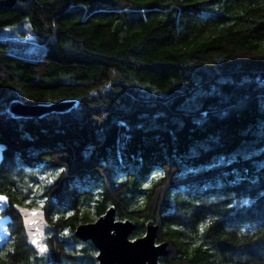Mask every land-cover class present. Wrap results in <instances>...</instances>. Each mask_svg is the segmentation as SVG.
<instances>
[{
	"label": "trees",
	"instance_id": "trees-1",
	"mask_svg": "<svg viewBox=\"0 0 264 264\" xmlns=\"http://www.w3.org/2000/svg\"><path fill=\"white\" fill-rule=\"evenodd\" d=\"M0 193V264H99L75 230L111 206L133 238L159 225L164 264H264V0L0 6ZM17 203L45 209V251Z\"/></svg>",
	"mask_w": 264,
	"mask_h": 264
},
{
	"label": "water",
	"instance_id": "water-1",
	"mask_svg": "<svg viewBox=\"0 0 264 264\" xmlns=\"http://www.w3.org/2000/svg\"><path fill=\"white\" fill-rule=\"evenodd\" d=\"M17 0H0V6H11ZM71 100H57L52 103L27 104L16 100L10 110L16 115L38 116L51 111H63L72 106ZM24 229L32 244L46 248L50 222L42 207L15 204ZM137 224L131 219H117L116 209L111 206L94 221L81 222L75 235L83 240H91L98 249L99 264H164L160 256L169 254L168 241L158 242L159 225L154 220L146 223V232L130 238ZM35 241V243L33 242Z\"/></svg>",
	"mask_w": 264,
	"mask_h": 264
},
{
	"label": "rangeland",
	"instance_id": "rangeland-1",
	"mask_svg": "<svg viewBox=\"0 0 264 264\" xmlns=\"http://www.w3.org/2000/svg\"><path fill=\"white\" fill-rule=\"evenodd\" d=\"M21 23H14L12 25H9L8 27H11L12 29L14 27L20 26ZM0 197H5L6 202L0 201V243L3 241V239L8 235V227H7V222L9 221L10 217L9 215H5L1 213V210H3L7 205H8V199L5 195L0 193ZM133 234L130 235V238L133 239L132 237ZM159 242V241H158Z\"/></svg>",
	"mask_w": 264,
	"mask_h": 264
},
{
	"label": "snow or ice",
	"instance_id": "snow-or-ice-1",
	"mask_svg": "<svg viewBox=\"0 0 264 264\" xmlns=\"http://www.w3.org/2000/svg\"><path fill=\"white\" fill-rule=\"evenodd\" d=\"M60 171H63V169H61ZM0 201L6 202V198L5 197H0ZM33 242L35 243V241H33ZM41 251L43 252V251H45V249L41 248Z\"/></svg>",
	"mask_w": 264,
	"mask_h": 264
}]
</instances>
